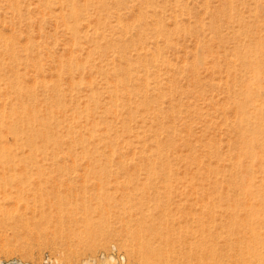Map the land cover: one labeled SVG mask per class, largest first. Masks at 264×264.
Returning a JSON list of instances; mask_svg holds the SVG:
<instances>
[{"label":"rangeland","instance_id":"rangeland-1","mask_svg":"<svg viewBox=\"0 0 264 264\" xmlns=\"http://www.w3.org/2000/svg\"><path fill=\"white\" fill-rule=\"evenodd\" d=\"M44 1L0 0V34L5 36L0 38L4 40L0 43V110L9 113L14 106H24L28 110L37 107V116H40L53 107L57 113L50 112L46 121L40 117V121L34 123L51 134V138L53 133L54 138L59 135L55 138L59 142L50 139L51 143L41 136L34 138L38 151L33 150L34 157H28L29 160L26 156L30 152L28 145L17 144L5 128L1 133L2 141L12 144L8 143L17 153H14L17 160L26 158V162L16 160L19 163L13 166L0 167V172L6 169L0 176H14L9 178L11 182L0 179V193L6 190L13 196L6 197V201L0 200V264L14 261L83 264L85 260L92 264H150L151 255L146 246L121 231L122 226H134L133 229L155 226L164 232L170 229L175 241L178 238L182 241L199 239L196 233L213 228L218 236L221 234L219 240L224 244L221 240L225 237L221 236H234V226H230L231 230L224 224L228 218L224 215L225 208L218 211L219 203L225 206L232 197H238V186L246 185L248 179L246 163L240 164V168L230 164V157L242 144L238 130L231 124L237 118L232 100L243 88L241 82H233L230 62L233 51L238 48L245 50L258 40H262L264 46V0H99V3L104 2L103 7L102 3L95 5L97 0H76L84 17L78 24L79 36L64 25L69 12L66 4L71 1L53 0L49 7ZM90 38H95L96 42ZM5 39L6 44L15 46L18 52L11 50V54ZM112 46L117 52L121 50L119 46L123 47L120 55ZM148 49H153L149 51L151 55ZM157 49L162 54L160 57ZM71 50L75 55H71ZM153 52L159 57L158 61L154 60ZM68 61L79 64L73 67V73L68 70L67 66L71 64ZM112 63L121 66L119 73ZM240 65H237L238 71L245 73L247 68ZM127 68L131 70L130 75ZM15 80L22 91L16 87L10 89L8 82ZM109 83L114 88L117 84V88L123 90L117 91L122 92L121 99L115 95V89H107ZM92 92L99 96V103L94 104L90 97ZM252 96L259 99L255 103L263 110L257 116L264 121V74L260 77L259 91ZM59 97L62 100L60 109L57 105ZM86 105L92 110L88 119L83 115L81 121L74 122L71 118L74 108L84 109ZM111 105L116 112L108 111ZM107 121L113 126L112 134L117 133L120 137L114 144L117 146L113 150L115 153L107 144L108 139L98 141L87 134L89 122H101L104 126ZM73 130L75 134H87L89 140L85 137L86 143H74ZM100 133L105 134L104 131ZM156 142L166 146L160 154L153 148ZM150 149L158 156L155 164L142 159L141 150L152 154ZM77 152L86 158L81 155L80 159L76 158ZM92 153L96 156L114 153L115 159L95 161L89 158ZM119 154L124 155L122 161L117 158ZM263 158L264 154L259 152L253 159L254 180L258 185L263 183L260 189L254 188L257 191L254 190L253 196L264 193ZM220 189L228 193H221ZM242 197V202L247 200L246 196ZM207 203L218 205L219 214L212 213L216 217L209 218L212 215L204 213L203 205ZM197 216L209 219L210 226H199ZM62 226L82 227L74 236ZM233 245V249L244 247L241 248L242 254L244 252L242 264H264L263 246L250 249L246 242L238 245L236 241Z\"/></svg>","mask_w":264,"mask_h":264},{"label":"bare ground","instance_id":"bare-ground-1","mask_svg":"<svg viewBox=\"0 0 264 264\" xmlns=\"http://www.w3.org/2000/svg\"><path fill=\"white\" fill-rule=\"evenodd\" d=\"M52 1L53 0H45L44 4L49 7L51 4H52ZM67 1H71L69 4H66L68 6L67 9H69L68 11L67 10H64L66 12H68V17L66 18V22H65V27L67 28V30L69 29L73 34L77 35L79 33V29H80V25L79 24V21L81 19H83L84 17H82V14H81V9H79V5H77L76 3V0H67ZM78 1V0H77ZM80 1V0H79ZM84 1V0H82ZM102 1V0H100ZM105 1V0H103ZM118 1V0H116ZM121 1V0H120ZM85 2H89V0H86ZM84 2V3H85ZM93 2V1H92ZM98 2V4H97ZM96 4L95 5H100V2L99 3V0H97ZM119 2V1H118ZM255 2V1H254ZM54 3V2H53ZM65 3V2H64ZM81 3V2H80ZM104 3V2H103ZM103 3L100 5L101 7H103ZM256 3V2H255ZM83 4V3H82ZM88 4V3H87ZM90 4L92 5L91 1H90ZM106 4V2H105ZM45 6V7H46ZM66 6V7H67ZM86 6V4L84 5V7ZM90 6V5H89ZM232 5H231V8H230V14L232 15L233 13V9H232ZM66 9V8H65ZM225 9V8H224ZM232 9V10H231ZM156 13H158L157 10H155ZM63 13V11H61ZM67 15V14H66ZM62 17V16H61ZM63 17L65 18V14L63 13ZM62 17V18H63ZM101 18V17H100ZM68 19V21H67ZM86 19V18H85ZM120 20V19H119ZM64 21V20H63ZM89 21V20H88ZM98 21V20H97ZM100 21V20H99ZM122 21V20H121ZM142 21V20H141ZM159 21V20H158ZM139 22V20H138ZM88 23V22H87ZM84 24V23H83ZM141 24V23H140ZM120 25V24H119ZM122 25V23H121ZM120 25V26H121ZM142 25V24H141ZM124 24L121 26L123 27ZM158 26V25H157ZM120 27V28H121ZM126 27V26H125ZM124 27V28H125ZM141 27V26H140ZM147 27V26H146ZM160 27V26H159ZM242 27V26H241ZM145 28V27H142V29ZM122 29V28H121ZM141 29V28H140ZM160 29V28H159ZM158 29V30H159ZM85 30V29H84ZM157 30V29H156ZM142 31V30H141ZM147 31V30H146ZM89 32V31H88ZM87 32V33H88ZM70 33V32H69ZM156 33V32H155ZM162 33H163V30H162ZM161 33V34H162ZM165 33V32H164ZM72 34V35H73ZM102 34V33H101ZM80 34H78L79 36ZM86 35V34H85ZM98 35V33H97ZM104 35V34H102ZM102 35H99L102 37ZM251 35V34H250ZM4 36V35H3ZM3 36L0 34V38H3ZM77 36V37H78ZM90 36V35H89ZM88 36V37H89ZM92 36V35H91ZM90 36V37H91ZM98 36V37H99ZM5 37V36H4ZM86 36V38H88ZM93 38V37H92ZM97 38V37H96ZM103 38V37H102ZM89 39V38H88ZM91 39V38H90ZM95 39V38H94ZM93 39V40H94ZM92 40V39H91ZM92 40V41H93ZM1 41H4L3 39L0 40V43ZM6 41V39H5ZM95 42H96V39H95ZM109 42V41H108ZM5 44L7 43L4 42ZM4 43H2L4 45ZM77 45L79 46V42H76ZM74 43V44H76ZM98 43H100V41H98ZM98 43H95L96 46H98L99 44ZM98 44V45H97ZM102 44V42H101ZM100 44V46H101ZM109 44V43H108ZM121 44V43H120ZM2 45V46H3ZM7 47L8 44H6ZM76 45V46H77ZM82 45V44H81ZM95 45L93 47H95ZM1 46V45H0ZM99 46V48H100ZM118 46V45H117ZM113 47V46H112ZM250 48H247V49H241V48H238L236 49L235 51H233L232 53V57H231V66L233 67L232 69V73L231 75H233L232 79H233V82H241V86L243 87L242 89H240V91H238V94L233 98L232 100V105H233V110L235 111V113L237 114V118L235 120L232 121V126L235 127V130H238L239 132V135H240V139H239V143H242L240 148L238 149V151L235 153L234 156H231V163L233 166H238L240 168V164H243V163H246V166L248 167V179L247 180V183L246 185H241V186H238V197L236 198H233L232 197V201H230V199H228L230 201V203L228 202V204H226L225 206L222 204L219 203L220 206L218 205H209L208 203L203 205V210L206 211L204 213H209L211 214L212 216H209L210 217H214L215 215L213 214H216L218 211L220 212V208H225V213L224 215L227 216V221L226 223H224L226 226H229V228L232 231V237H230V235L228 236V234L224 235V236H221V237H225V240H221V241H224V244H222V242H220L219 240V235L218 236V232L217 230L215 231L213 228L212 229H209L208 231L206 229L203 230L204 226H210L211 224V221H208L206 219H201L199 220L198 219V222H199V226H203V228H201V230H203L204 233H202L201 231V234L199 235L198 233L197 236H199V239L198 238H195L196 240H189L187 241L186 240H181V238H178V242L175 241L174 237L172 236L171 232H170V229L167 230V232H164V231H161V228H160V231L158 230L157 227L155 226H144L143 228L142 227H138V229H133L134 226H122V230L121 231H124L129 237H131L132 239H136L138 241H141L145 246H146V249L150 252V255H151V258L148 259V262L150 264H242L243 261H241L242 259V251H241V248H244V247H240V246H237V247H240V248H237L234 247L233 245V242H238V245L240 242H246L248 244L247 247H249L250 249L251 248H255L256 247L258 248L259 246H263L264 247V193H260V194H257V195H252L253 192L255 194V191L256 187H258L259 189L261 187H263V183L260 182L261 184L258 185L257 183L258 182H255L256 180H254V177L256 176H253V172H252V166L253 165V159L254 157L259 153V152H262L264 154V121L262 120V118L258 117L257 115L260 114L258 113L259 111H262L263 108H260L259 105L257 103H255L256 101H259V99H255L252 94L256 93L257 91H259V88H260V77L264 74V46H263V43H262V40L261 41H256L254 44L250 45L249 46ZM98 48V49H99ZM119 48H122L123 47H120ZM118 48V49H119ZM5 49V48H4ZM11 52H16L17 49L15 46H10L8 48ZM79 49V48H78ZM80 49H81V46H80ZM96 49V47L94 48V50ZM113 49L115 50L116 49V52H117V48L116 47H113ZM6 50V49H5ZM8 50V51H9ZM16 50V51H15ZM75 50V49H73ZM73 50H71L70 52H72L71 55H75ZM84 50V48L82 49ZM121 50L119 52H121ZM150 50H153V49H150ZM148 49V52L150 51ZM126 51V50H125ZM158 51V49H157ZM11 52V54H12ZM18 52V51H17ZM119 52H117L119 54ZM155 52V51H154ZM153 52V55L156 59H154L155 61H158V58L160 57L161 52L158 53L157 55H159V57L157 58L155 55L156 53ZM49 53V52H48ZM15 54V53H14ZM145 56L146 54H148L147 52L144 53ZM149 54L151 55V52H149ZM20 55V54H19ZM120 55V54H119ZM126 55V54H125ZM152 55V56H153ZM16 56V55H15ZM14 56V57H15ZM144 56V57H145ZM149 56V55H148ZM146 56V57H148ZM17 57V56H16ZM74 57V56H73ZM121 57V56H120ZM151 57V56H150ZM70 58V56H69ZM153 58V57H152ZM80 59V58H79ZM81 60V59H80ZM79 61V60H78ZM69 62V61H68ZM77 62V61H76ZM73 63V62H69L71 63L70 65H68V70H70L72 73H73V70H74V66H76L77 64ZM62 63V62H61ZM79 63V62H78ZM81 63V62H80ZM115 63V62H114ZM112 63V67L116 64ZM41 64V62H40ZM39 64V65H40ZM241 64V65H240ZM38 65V66H39ZM63 65L62 64V68H63ZM79 65V64H78ZM77 65V66H78ZM81 65V64H80ZM146 65V64H145ZM237 65L239 66H245L247 69H246V72L243 73L242 71H238L237 69ZM41 66V65H40ZM66 67V69H67ZM74 67V68H73ZM121 66H114V68L118 71V68H120ZM42 67H40L41 69ZM61 68V67H60ZM78 69V68H77ZM242 69V68H241ZM42 70V69H41ZM81 70V69H80ZM127 73H129V75L131 74V70L130 68H127ZM243 70V69H242ZM63 71V70H61ZM69 71V72H70ZM16 72V71H15ZM59 72V71H58ZM57 72V73H58ZM75 72V71H74ZM62 74V72H60ZM119 73V71H118ZM70 74L71 76V73H68V75ZM120 74L122 75V68H121V71H120ZM17 75V73H16ZM21 75V74H20ZM59 75V74H58ZM117 75V74H116ZM124 75V74H123ZM63 77V76H62ZM73 77V76H72ZM14 78V77H13ZM22 78V77H21ZM24 78V77H23ZM75 78V77H74ZM74 78H72V80L74 81ZM119 78V77H118ZM37 79V78H36ZM70 79V78H69ZM65 80V79H64ZM79 80V79H78ZM80 80H83V78H80ZM79 80V81H80ZM125 80V79H123ZM16 82H8V85H10V89H12V87H16V88H20V91H22V88L21 86H18L19 84L17 83L18 80H15ZM37 81V80H36ZM40 81V80H39ZM37 81V82H39ZM76 81V80H75ZM79 81L77 83H79ZM90 81V80H89ZM119 81L122 83V77L119 79ZM130 81V80H129ZM6 82V83H7ZM22 82V81H21ZM42 83V81H40ZM71 82V80L69 81ZM81 82V81H80ZM36 83V82H34ZM93 84V82H91ZM159 83V82H158ZM40 84V83H39ZM51 84V83H50ZM57 84V83H55ZM60 84V83H59ZM72 84V83H71ZM115 84V83H114ZM236 84V83H235ZM43 85V84H42ZM48 85V84H47ZM77 85V84H76ZM80 85V84H79ZM33 86V85H32ZM32 86H30L32 88ZM37 86V85H36ZM44 86V85H43ZM58 86V85H57ZM56 86V87H57ZM72 86V85H71ZM34 87V86H33ZM40 87V86H39ZM55 87V88H56ZM60 87V86H58ZM62 87V86H61ZM93 87V85H92ZM115 86L111 85L109 83V85H107V89L112 91V88L115 89V95L118 97V98H122V92L118 93L117 91H123V90H120L119 88H117V84H116V88H114ZM28 88V87H27ZM35 88V87H34ZM43 88V87H42ZM75 88V87H74ZM121 88V87H120ZM25 89V88H23ZM47 89V88H46ZM49 89V88H48ZM48 91V90H47ZM24 92V91H23ZM26 92V91H25ZM30 92V91H29ZM37 92V91H36ZM54 92V91H53ZM56 93V92H55ZM61 93V92H60ZM58 93L60 96L62 94ZM1 94V93H0ZM21 94V93H20ZM126 94H129V93H126ZM36 95V94H34ZM91 95V96H90ZM89 96L94 100V104L95 102H98L100 100L99 96L95 93V92H92ZM235 95V94H234ZM24 96V95H23ZM22 96V97H23ZM46 96V94H45ZM55 96V95H54ZM63 96V95H62ZM260 96V95H258ZM48 97H51V96H48ZM58 97V96H57ZM56 97V98H57ZM67 97V96H66ZM71 97V96H70ZM21 98V97H20ZM29 98V97H28ZM60 98V97H59ZM63 98V97H62ZM90 98V99H91ZM25 99V98H24ZM33 99V98H32ZM51 99V98H50ZM53 99V98H52ZM91 99V100H92ZM115 99V97H114ZM1 100H4V99H1ZM19 100V99H18ZM116 100V99H115ZM55 101V100H54ZM53 101V103H55ZM122 102V101H121ZM41 103V102H40ZM66 103V102H64ZM99 103V102H98ZM116 103V102H114ZM6 104V103H5ZM56 104V103H55ZM52 105V104H51ZM57 105L59 106V109L61 108L62 106V100L60 98V100L57 101ZM65 105V104H64ZM75 105V104H74ZM79 105V104H78ZM50 106V105H48ZM70 106V105H69ZM231 106V105H230ZM116 107H117V104H116ZM27 107H24V106H21V107H17V106H14V107H11L10 110H9V113H7L6 111H2L0 110V167H7L8 165H14L16 163H19L21 161L24 162L26 160V158H20L19 160H17V155H15L14 153L16 152H13L12 151V147L11 145H9L8 143H5L4 141H2V132H4V128L5 130H7L8 132H10V134L13 135V138L15 139L16 143L17 144H20V145H28L30 150L27 158L32 156L33 154H31V152L33 150H37V147L35 145L36 142L34 143V138H36L37 136H41L42 139L46 140V141H50L51 143V140L54 141V139L56 137H58L57 135H55L56 137L54 138V133L52 134L53 138L50 137V135L47 134V131L44 130V129H41L40 127H37L36 124L34 123V121H38L39 119H41L40 117H42V121L44 119V121H46V117L49 115V113L53 112L54 109L53 107H51L50 111L48 110V113L47 114H40V116H37L39 115V111L37 110V107L35 108H31L28 110H26ZM54 108H57V107H54ZM63 108V107H62ZM69 108V107H68ZM80 108V107H79ZM91 106H85L84 109L80 108L79 110L76 108H74L75 110L72 111V120L75 122V121H81V118L83 115L87 116L92 113V110H90ZM108 107H106L107 109ZM59 109H57L59 111ZM109 109V110H108ZM107 110L111 112H116L117 109L114 108V106H109ZM63 112H66V110H63L61 109ZM106 110V111H107ZM42 111V110H41ZM46 111V110H45ZM56 111V110H55ZM54 111V112H55ZM69 111V110H68ZM91 111V112H90ZM61 112V111H60ZM62 112V114H63ZM44 113V112H43ZM46 113V112H45ZM57 113V111L55 112ZM68 113V112H67ZM121 113V112H120ZM160 113V112H159ZM158 113V114H159ZM65 114V113H64ZM63 114V115H64ZM69 114V113H68ZM66 114V115H68ZM117 114V113H116ZM57 115V114H56ZM62 115V117H63ZM94 115V114H93ZM121 115V114H120ZM61 117V115H60ZM70 117V116H69ZM160 117V116H159ZM38 118V119H36ZM52 119V117H51ZM55 119V118H54ZM60 119V118H59ZM65 119V118H64ZM88 119V118H87ZM70 120V119H69ZM22 121H25L24 123H19V122H22ZM40 121V120H39ZM48 121V119H47ZM88 121V120H87ZM72 122V121H71ZM37 123V122H36ZM45 123V122H44ZM49 123V121H48ZM56 123V122H55ZM88 123V122H87ZM86 123V124H87ZM90 123V122H89ZM89 123L87 124V127L89 128V132L87 134L90 135V137L94 138L95 140H98V141H101L102 138L103 139H108V145L111 147H113L115 150L116 147L114 146V144L120 139L119 135L116 133H113V129H112V124H110L108 121L107 122H104V126L100 125L102 124L101 122H92L90 123V126ZM40 124V122H39ZM53 124V123H52ZM57 124H59L57 122ZM62 124V123H61ZM68 124V123H67ZM5 125V127H4ZM41 125V124H40ZM46 125V124H45ZM48 125V124H47ZM54 125V124H53ZM71 125V124H70ZM42 127L43 124L41 125ZM58 126V125H57ZM60 126V125H59ZM70 128V127H69ZM73 128V127H71ZM50 130V128H47ZM48 130V131H49ZM88 130V129H87ZM51 131V130H50ZM100 131H104L105 134H101ZM56 132V131H55ZM66 132V131H64ZM84 132V131H83ZM237 132V133H238ZM50 133V132H48ZM73 135L71 136L73 142L77 141V142H85V137L87 136V134H83L82 132H78V134H75V130H73ZM236 133V134H237ZM140 136V135H138ZM41 137L39 138L41 140ZM61 137V135H60ZM237 137V136H236ZM235 137V138H236ZM38 138V137H37ZM88 139V137H86ZM233 138V139H235ZM4 139V138H3ZM51 139V140H50ZM86 139V140H87ZM232 139V138H231ZM58 141V139H55ZM60 140V139H59ZM89 140V139H88ZM61 141V140H60ZM91 141V140H90ZM230 143H231V140H229ZM234 141V140H233ZM7 142V141H6ZM45 142V141H44ZM74 142V143H75ZM97 142V141H96ZM46 143V142H45ZM49 143V144H50ZM86 143V142H85ZM91 143V142H90ZM98 143V142H97ZM103 143V142H102ZM120 143V142H119ZM118 143V144H119ZM57 144V143H56ZM60 144V143H59ZM62 144V143H61ZM100 144V143H99ZM94 145V144H93ZM217 145V144H216ZM19 146V145H18ZM44 146V145H43ZM53 146V145H52ZM239 146V145H238ZM47 147V146H46ZM71 147V146H70ZM166 147V146H165ZM164 147V144H162V142H156L155 145H154V150L156 149L158 151V153L160 154V152L162 153V151L165 149ZM211 147V146H210ZM15 148V147H14ZM20 148V146H19ZM24 148V146H23ZM22 148V149H23ZM28 148V147H27ZM61 148V147H60ZM214 148V147H213ZM45 149V148H44ZM152 149V148H151ZM150 149V150H151ZM233 149V148H232ZM17 150H18V147H17ZM16 150V151H17ZM47 150V148H46ZM54 150V149H53ZM149 150V149H148ZM153 150V149H152ZM151 150V151H152ZM211 150V149H210ZM216 150V148H215ZM34 151V152H36ZM86 151V150H84ZM83 151V153H84ZM142 153H143V150H141ZM140 151V153H141ZM18 152V151H17ZM33 152V153H34ZM75 152V151H74ZM94 152V151H93ZM114 152V151H113ZM146 152V151H145ZM148 152V151H147ZM141 153V155H143V158L142 156H140V158L144 159V160H148L150 161L152 164H155L157 161H158V156L156 157V152L153 153L152 151V154L151 153ZM81 154L80 153H75L76 154V158H79L80 155L81 156H86L84 154ZM108 153V152H107ZM107 153H100L101 155L99 156H96L97 154L96 153H92L91 156L89 155V158H94L96 159L95 161H100L105 159L107 161L109 160H112L113 158L115 159L114 157V153H110V154H107ZM118 153V152H117ZM17 154V153H16ZM73 154V153H72ZM96 154V155H95ZM212 154V153H211ZM14 155V156H13ZM74 155V154H73ZM88 155H87V158H88ZM162 155V154H161ZM25 156V155H24ZM37 156V155H36ZM53 156V155H52ZM15 159H14V158ZM34 157V155L32 156ZM82 157V158H83ZM117 157V156H116ZM124 155L123 154H119V157H117L118 159H120L121 161L124 159L123 158ZM162 158V156H160ZM165 157V156H164ZM31 158V157H30ZM74 158V159H76ZM86 158V157H84ZM170 158V157H169ZM25 159V160H24ZM29 159V158H28ZM34 159V158H33ZM73 159V158H72ZM71 159V160H72ZM80 159V158H79ZM89 159V161H90ZM113 159V160H114ZM136 159V158H135ZM264 159V158H263ZM19 161V162H16ZM30 160V159H29ZM36 161V158L34 159ZM112 160V161H113ZM137 160V159H136ZM161 160V159H160ZM261 160V159H260ZM80 161V160H79ZM93 161V159L91 160ZM116 161V160H115ZM138 161V160H137ZM165 161V160H164ZM26 162V161H25ZM24 162V163H25ZM34 162V161H33ZM101 162V161H100ZM131 162V161H130ZM169 162V160L167 161ZM96 163V162H94ZM122 163V162H121ZM149 163V162H148ZM151 164V165H152ZM165 164V163H164ZM161 165V164H160ZM258 165V164H257ZM9 166V167H10ZM20 167V165H19ZM23 167V166H22ZM154 167V166H153ZM152 167V168H153ZM246 167V168H247ZM12 168V167H11ZM25 168V167H24ZM27 168V167H26ZM9 168H7L8 170ZM215 169V168H214ZM213 169V170H214ZM229 169V168H228ZM237 169V168H236ZM10 170V169H9ZM14 170V169H13ZM22 170V169H21ZM220 170V169H219ZM235 170V169H234ZM4 171L6 172V169H4ZM3 170L2 172L5 173ZM11 171V170H10ZM16 171V170H15ZM27 171V170H26ZM215 171H218V170H215ZM236 171V170H235ZM254 171V170H253ZM0 172V173H2ZM9 172V171H8ZM13 172V171H12ZM23 172V171H22ZM61 172V171H60ZM220 172V171H218ZM218 172H216V174H218ZM232 172V171H231ZM11 173V172H9ZM19 173V172H18ZM26 173V172H25ZM45 173V172H44ZM156 173V172H155ZM234 173V172H233ZM128 174V173H127ZM255 174V173H254ZM15 175V173H14ZM26 175V174H25ZM155 175V174H154ZM204 175V174H203ZM13 174H9V175H1L0 176V179L2 178H6V181L8 179L9 182H11L9 180L10 177H12ZM16 176V175H15ZM30 176V175H29ZM42 176V175H41ZM127 176V175H126ZM157 176V174L155 175ZM163 176V175H162ZM209 176V175H208ZM218 176V175H217ZM216 176V177H217ZM236 176V175H235ZM234 176V177H235ZM14 177V176H13ZM132 177V176H131ZM150 171L147 173V179L149 180L150 178ZM152 177V176H151ZM207 177V176H206ZM211 177V176H210ZM209 177V178H210ZM233 177V178H234ZM156 178V177H155ZM11 179V178H10ZM22 179V178H21ZM237 179V177H236ZM256 179V178H255ZM238 180V179H237ZM263 180V179H262ZM4 180L3 183L6 182ZM31 181V180H29ZM216 181V180H215ZM213 180V182H215ZM220 181V180H219ZM230 181V180H229ZM240 181V180H239ZM260 181V180H258ZM21 182V181H20ZM24 182V180H23ZM40 182V181H38ZM236 182V180H235ZM2 183V181H1ZM0 183V184H1ZM37 183V182H36ZM41 183V182H40ZM230 183V182H228ZM234 182L232 181L231 184L235 187V184H233ZM9 184V183H8ZM19 184V183H18ZM216 184H218V182H216ZM231 184H227V185H231ZM3 185V184H2ZM5 185V184H4ZM23 185V184H22ZM39 185V184H38ZM171 185V184H170ZM215 185V184H214ZM238 185V184H237ZM7 186V185H6ZM15 186V185H14ZM28 186V185H27ZM27 186L25 187V184H24V187L27 188ZM40 186V185H39ZM42 186V185H41ZM169 186V185H168ZM218 186V185H217ZM10 187V186H9ZM23 187V186H22ZM223 187V186H222ZM232 186H230L231 188ZM2 188V187H1ZM13 188V187H12ZM167 188V187H166ZM219 188V187H218ZM221 188V187H220ZM227 187V190L230 191L231 189L234 191L233 187L230 189ZM237 188V186L235 187V189ZM257 188V189H258ZM7 189V188H5ZM4 189V190H5ZM224 189V188H223ZM226 189V188H225ZM230 189V190H229ZM8 190V189H7ZM222 189H220L219 192H221ZM213 191V190H212ZM223 191V190H222ZM225 191V190H224ZM221 192V193H228V192ZM236 191V190H235ZM257 191V190H256ZM22 191L20 190V193ZM36 192V190H35ZM165 192V191H164ZM163 192V193H164ZM168 192V191H167ZM218 192V191H217ZM218 192V193H219ZM232 192V191H231ZM237 192V191H236ZM260 192V191H259ZM2 193V192H1ZM0 193V194H1ZM39 193V192H38ZM127 193V192H126ZM221 193H220V196H221ZM230 193V192H229ZM258 193V192H257ZM170 195V192L168 193ZM233 194L236 195L235 192H233ZM232 194V196H234ZM250 194L252 195V197L250 198ZM72 195V194H71ZM159 195V194H158ZM249 195V196H248ZM0 200L3 199L5 200L6 197H13L12 196V192H7L6 190L4 191V193H2L0 195ZM43 196V195H42ZM219 196V197H220ZM226 196V195H225ZM242 196H246V201L249 200L250 203L246 204L247 202L243 200L242 202ZM169 197V196H167ZM171 197V196H170ZM222 197V196H221ZM249 197V198H248ZM25 198V197H24ZM35 198V197H34ZM209 198V196H208ZM228 198V197H227ZM42 199V198H41ZM170 199V198H169ZM213 199V197H212ZM2 200V201H3ZM8 200V199H7ZM58 200V199H57ZM62 200V199H61ZM217 200V199H216ZM6 201V200H5ZM49 201V200H48ZM47 201V202H48ZM53 201V200H52ZM59 201V200H58ZM203 201V199H202ZM17 202H20V201H17ZM222 202V201H221ZM226 202V203H227ZM245 202V205H243V203ZM6 203V202H5ZM27 203V202H26ZM211 203V202H210ZM217 203V202H216ZM224 203V202H223ZM35 204V203H34ZM219 207V210L216 208V207ZM224 206V207H223ZM202 209V208H201ZM3 210V209H2ZM164 210V209H163ZM218 210V211H217ZM218 212V214H219ZM156 213V212H155ZM213 213V214H212ZM224 213V212H223ZM137 214V213H136ZM167 214V213H166ZM85 215V214H84ZM87 215V214H86ZM155 215V214H154ZM89 216V215H88ZM153 216V215H152ZM166 216V215H165ZM200 216V215H199ZM81 217V216H80ZM149 217V215H148ZM164 217V216H162ZM216 217V216H215ZM76 218V217H75ZM129 218V217H127ZM156 218V217H155ZM84 219V218H83ZM87 219V218H86ZM150 219V218H149ZM154 219V218H153ZM159 219V218H158ZM167 219V218H166ZM212 219V218H211ZM226 219V218H225ZM126 220V219H124ZM136 220V219H135ZM138 220V219H137ZM165 220V219H164ZM79 221V220H78ZM158 221V220H157ZM216 221V220H215ZM62 222V221H61ZM69 222V221H68ZM159 222V221H158ZM214 222V221H213ZM163 223V222H162ZM158 224V223H157ZM216 224V222H215ZM219 224V223H218ZM192 225V224H190ZM195 226V225H194ZM213 226V225H212ZM230 226H234V228L232 229V227ZM237 226V227H235ZM250 226V227H248ZM81 227L82 226H65L63 228L62 226V229H68L69 232H72L73 235H77L78 233H80V230H81ZM121 226H118V228H120ZM221 227V226H220ZM223 227V225H222ZM219 228V227H218ZM115 230L118 231V229L116 228ZM164 230V229H162ZM166 230V229H165ZM172 230V229H171ZM230 230V231H231ZM56 231V230H55ZM66 233V230H64ZM98 231V230H97ZM175 231V229L173 230ZM172 231V233H173ZM205 231H207L205 233ZM215 231V232H214ZM227 231V230H226ZM229 231V232H230ZM68 232V231H67ZM228 232V231H227ZM60 233V232H59ZM70 233V234H72ZM86 233V232H85ZM56 234V233H55ZM63 234V232L61 233ZM69 234V233H67ZM66 234V235H67ZM195 234V235H196ZM231 234V233H230ZM175 235V233L173 234ZM203 238H202V236ZM57 236V235H56ZM71 236V235H70ZM187 236V235H186ZM55 237V236H54ZM196 237V236H195ZM201 237V239H200ZM176 238V236H175ZM190 239V238H189ZM194 239V238H193ZM69 240V239H68ZM140 242V243H141ZM113 243V242H112ZM138 244V243H137ZM233 249V250H232ZM247 249V248H246ZM251 250H249L248 252H250ZM254 251V250H253ZM248 254V253H247ZM244 256V252L242 254ZM114 257L112 256V259ZM247 260L250 261V259L248 257H246ZM83 264H92V262L90 260H85Z\"/></svg>","mask_w":264,"mask_h":264},{"label":"built area","instance_id":"built-area-1","mask_svg":"<svg viewBox=\"0 0 264 264\" xmlns=\"http://www.w3.org/2000/svg\"><path fill=\"white\" fill-rule=\"evenodd\" d=\"M11 264H29L28 262H20V261H14Z\"/></svg>","mask_w":264,"mask_h":264}]
</instances>
